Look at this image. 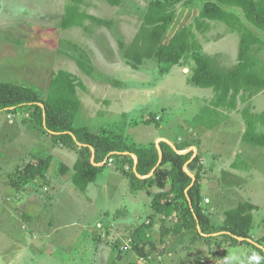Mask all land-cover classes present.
I'll return each mask as SVG.
<instances>
[{
    "label": "rangeland",
    "instance_id": "1",
    "mask_svg": "<svg viewBox=\"0 0 264 264\" xmlns=\"http://www.w3.org/2000/svg\"><path fill=\"white\" fill-rule=\"evenodd\" d=\"M152 1L120 0L112 5L107 0H0V81L29 86L45 95L53 76L64 69L85 84L84 89L78 87L82 107L77 124L106 126L138 146L158 147L161 142L176 146L187 140L197 144L206 172L201 204L213 232L189 223L175 233L172 229L188 219L186 202L156 212L148 190L160 189L133 188L124 174L128 164L116 156L106 159L108 164L96 181L80 190L72 182L79 148L54 140L34 122L31 109L21 108L0 112V151L6 152L0 182H4V195H12V201L3 199L0 207V264H197L198 260L263 264L252 244L231 245L215 228L222 226L227 209L250 201L258 207L253 212L251 240L264 246V147L240 139L242 110L249 106L262 112L264 94L241 102L234 111L209 114L202 122V113L217 107L212 105V89L191 83V56L167 70L157 59L132 68L119 41L130 45ZM205 1L178 4L163 40L194 26ZM69 5L105 24L77 17L81 24L64 28L61 22ZM226 8L236 11L264 39V31L249 23L240 8ZM208 24L204 30L196 29L202 52L219 55L227 67L236 64L239 33L221 21ZM260 56L264 59V51ZM80 60L94 66L93 75L83 71ZM216 120L220 124L213 128ZM191 150L198 155L196 146ZM32 155H52L48 183L12 188L10 184L19 179L14 172L17 166L25 165ZM233 162L239 167H233ZM62 163L68 165V172L61 173ZM25 198L26 206L21 203ZM142 225L146 257L132 250L133 233Z\"/></svg>",
    "mask_w": 264,
    "mask_h": 264
},
{
    "label": "trees",
    "instance_id": "2",
    "mask_svg": "<svg viewBox=\"0 0 264 264\" xmlns=\"http://www.w3.org/2000/svg\"><path fill=\"white\" fill-rule=\"evenodd\" d=\"M75 1L81 3L84 0ZM107 1L112 5L120 4V0ZM194 1H152L130 45L126 47L123 41H119L120 48L134 69H139L146 59H157L163 64V70H167L191 56L194 60L191 83L201 88L213 89L212 105L215 107L236 110L241 102L251 100L264 90V59L260 56L264 51V39L236 11L229 10L226 6L240 8L249 23L264 31V0H207L195 19L194 26H186L168 41H164L163 38L176 17L177 5L191 4ZM77 17L90 18L105 24L102 19L87 12L81 13L74 5H69L61 25L68 28L81 24ZM209 21L224 22L231 30L239 33L236 64L227 67L221 63L219 55L202 52V43L197 37L196 29L204 30ZM78 63L83 71L93 75L95 69L92 64L82 60ZM78 87L84 89L85 84L64 69L53 76L45 95L29 86L0 81V112L31 109L34 122L54 140L79 148V155L73 166L75 172L72 182L80 190L85 191L89 184L96 181L99 173L108 164L106 159L116 156L128 164L129 169L124 168V174L130 179L133 188L157 186L160 189L157 192L148 190L153 197L152 208L156 212L171 210L181 200L186 202L188 219L172 229L175 233H180L189 223L200 226L203 232H213L211 220L201 204V180L206 173L202 171L201 157L199 154L194 155L193 151L180 152L191 143L178 142L174 148L168 142H161L163 157L161 164L157 166L160 154L156 144H128L123 134L106 126L93 128L87 124H77L76 119L82 107ZM242 116L245 122L242 140L264 147V131L259 130V126L264 127V113L253 112L247 106L242 110ZM52 159V155H32V159L22 167L18 165L14 171L18 181L9 184L16 189L21 184L31 182L44 186L48 183V170ZM102 162L104 164H100ZM233 167H239V164L233 162ZM187 169L195 172V175ZM60 171L68 172V165L62 163ZM151 172L153 174L147 176ZM257 208L250 201H242L227 209L222 226L215 228V231L222 233L231 245L252 244L261 253L264 264V246L259 241L253 242L250 235L253 212ZM27 219H31V216L27 215ZM143 228V225L138 227L132 237V250L139 257H146L148 254L146 247L141 246ZM262 242L264 244V236ZM197 264L202 262L198 260Z\"/></svg>",
    "mask_w": 264,
    "mask_h": 264
},
{
    "label": "crops",
    "instance_id": "3",
    "mask_svg": "<svg viewBox=\"0 0 264 264\" xmlns=\"http://www.w3.org/2000/svg\"><path fill=\"white\" fill-rule=\"evenodd\" d=\"M211 89V88H210ZM213 90V89H212ZM214 92V91H213ZM262 94H264V90L262 91V92H260L259 94H257L256 96H255V98L257 97V98H260V96L262 97ZM214 96V95H213ZM213 98V97H212ZM255 98H252L253 100L255 99ZM253 100H252V102H253ZM250 101V100H249ZM250 104H251V102H250ZM253 110V109H252ZM224 111H225V109H222V108H214V109H211V111L210 110H207V112L208 113H202V117L200 118V121H204V119H206L208 116H209V114H215V115H219V114H223L224 113ZM227 112H229L228 110H226ZM225 111V112H226ZM234 111V110H233ZM254 112V111H253ZM257 113V112H256ZM259 113H264V110L262 111V112H259ZM207 115V116H206ZM242 120V119H241ZM244 120V119H243ZM220 124V122L218 121V120H216L213 124H212V126H213V128H216V127H218V125ZM210 129H212V128H210ZM244 131H245V122H244V127L242 128V132H241V138L240 139H242V135H243V133H244ZM188 141V140H187ZM188 142H190V141H188ZM191 143V142H190ZM197 147V149H198V154H200L201 156H202V154L203 153H201V151H200V149H199V147H198V145L196 144V145H192V143H191V145L189 146V147H187L186 149H184L183 151H185V150H187V149H191V148H193V147ZM192 151V150H191ZM5 154H6V152L5 153H3L2 151H0V169H1V164H2V162L4 161V157H5ZM2 155H4V156H2ZM204 155V154H203ZM204 158V157H203ZM2 183H4V182H0V185L1 186H3V188L0 186V189L2 188V190H0L1 191V193H3V195L1 196V194H0V207L3 205L2 204V200L3 199H5V200H10V198L12 197V195H7V197L4 195V193H5V186L4 185H2ZM10 201H12V200H10ZM24 206H26L27 204H28V199L27 198H25V199H23V201L21 202ZM80 264H84L83 263V261H81V263Z\"/></svg>",
    "mask_w": 264,
    "mask_h": 264
},
{
    "label": "water",
    "instance_id": "4",
    "mask_svg": "<svg viewBox=\"0 0 264 264\" xmlns=\"http://www.w3.org/2000/svg\"><path fill=\"white\" fill-rule=\"evenodd\" d=\"M174 148H175V146H173ZM158 150H159V154H160V160H159V162H158V165L157 166H159L160 164H161V162H162V157H163V152H162V149H161V147L160 146H158ZM190 149H187V150H185V151H183V150H181L180 152H188ZM135 157V156H134ZM136 158V157H135ZM136 163H137V158H136ZM153 174V172H151L149 175H147V176H150V175H152ZM193 175V174H192ZM147 176H145V177H147ZM194 176V175H193ZM199 227V229H200V226H198ZM240 240H242V238H240Z\"/></svg>",
    "mask_w": 264,
    "mask_h": 264
}]
</instances>
